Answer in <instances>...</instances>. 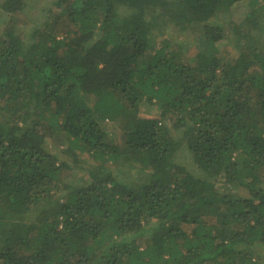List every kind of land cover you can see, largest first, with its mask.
Here are the masks:
<instances>
[{
	"label": "trees",
	"instance_id": "1",
	"mask_svg": "<svg viewBox=\"0 0 264 264\" xmlns=\"http://www.w3.org/2000/svg\"><path fill=\"white\" fill-rule=\"evenodd\" d=\"M246 3L261 33L264 0H0V264H264ZM185 23L195 44L161 37Z\"/></svg>",
	"mask_w": 264,
	"mask_h": 264
},
{
	"label": "rangeland",
	"instance_id": "2",
	"mask_svg": "<svg viewBox=\"0 0 264 264\" xmlns=\"http://www.w3.org/2000/svg\"><path fill=\"white\" fill-rule=\"evenodd\" d=\"M44 2V6L43 7H46L47 3H48V0H42ZM37 6V5H36ZM40 7V5L38 6ZM43 7H40V8H43ZM258 10H260L261 6L258 7V6H255ZM249 12V7H248V4H241V5H237L235 6V9L232 10V13H231V16L229 17V21L233 22V23H236L238 25V28L241 30V31H252V28L251 26H249L244 20H245V17L247 15V13ZM4 14L0 12V31L4 29ZM36 13H35V10H31L30 12V15H29V18H31L32 21H36V19H34L36 17ZM187 27L186 29L188 30H185L184 27ZM180 28V35H182L181 38H176L174 36V34L176 33V31ZM184 29V30H183ZM193 28L188 25L187 23L181 25L180 24V27L179 26H169L168 28L166 27L165 30H164V35H161V37L163 36H169V39L173 42L175 41H178V42H183L187 40L190 42L192 41L193 43V40L192 39L193 37L195 38L196 37V34H194ZM257 30H260L261 33H259L258 31H252V36L255 38V43H258L257 45H262L264 44V28L263 26H261L260 28H258ZM167 31H168V34H167ZM172 34V35H171ZM189 37V38H188ZM194 44H195V40H194ZM242 44H244V42H242ZM176 46V45H175ZM234 51L236 52H242L243 51V47L242 46H239L238 45L235 47ZM146 110H149L148 108H153L151 107L150 105H146ZM143 112V111H142ZM150 112H152L150 110ZM105 126L108 128V130H111V131H115V134H116V139L117 138H120L119 134H120V131H119V126L117 127L116 124H113L112 122L110 121H106L105 123ZM117 143L120 144V141L117 140ZM66 160H67V164L69 166H71L74 170H81L82 168L89 171V172H92V173H95L97 174L99 172V167H95L94 164L95 163H90V162H85V161H82V163L80 164H76L74 161H72V159L70 158V156H66ZM93 165V166H92ZM119 180H123V181H132V180H135L137 182L141 181V175L139 174V172L135 171V170H132V169H125L124 172H121L119 174H117ZM232 197H236L238 198L240 196V193H236V194H231ZM256 253H260L261 254V250L259 248H256L255 249ZM262 258L264 260V252H262Z\"/></svg>",
	"mask_w": 264,
	"mask_h": 264
}]
</instances>
